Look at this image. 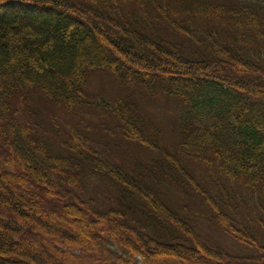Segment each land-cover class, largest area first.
<instances>
[{"label": "trees", "instance_id": "1", "mask_svg": "<svg viewBox=\"0 0 264 264\" xmlns=\"http://www.w3.org/2000/svg\"><path fill=\"white\" fill-rule=\"evenodd\" d=\"M97 71L122 95L90 94ZM135 91L180 105L171 146L142 119ZM89 121L96 133L150 154L133 166L113 161ZM0 165L9 169L0 172L8 179L1 182L7 195L0 191V264H46L27 256L23 239L39 243L34 230L57 211H82L86 223L112 230L84 232L83 241L66 231L44 250L51 264H69L55 260L61 254L85 264H160L161 250L264 264V240L242 216L258 213L264 225V0H0ZM163 182L197 194L211 223L247 253L200 235L191 202L180 198L173 207ZM99 183L115 197L105 207L89 195ZM123 234L153 256L123 243ZM85 242L103 257L83 256Z\"/></svg>", "mask_w": 264, "mask_h": 264}, {"label": "rangeland", "instance_id": "2", "mask_svg": "<svg viewBox=\"0 0 264 264\" xmlns=\"http://www.w3.org/2000/svg\"><path fill=\"white\" fill-rule=\"evenodd\" d=\"M19 10L21 11L22 9ZM94 40L97 43H100L96 37H94ZM126 41L134 49H140L139 44L135 40L128 38L126 39ZM99 45L101 47H104V45ZM87 90L90 94L95 95L96 98L105 99H113L114 97L122 95L121 93H123V91L115 85L109 74L101 71L93 72L90 74L87 84ZM134 95L137 98L142 119L146 120L149 124H151L149 125V127H153L158 130L156 139H160V142L166 147L171 146L175 142V139L178 135L176 124L178 122L177 119L180 113V105L173 100L159 95L156 97L148 98L144 96V94H141L139 91H135ZM40 107L41 109H44L47 106L43 108V106L41 105ZM55 113L57 114V118L68 119V116L64 115V113L62 112L56 111ZM87 116L88 115L86 114V117ZM95 127L96 126L94 125L93 121H89L87 123V129L90 132H95L91 133L92 139H96L99 141L104 140L107 144L109 143L111 145L110 151L113 152V161L119 159L120 162H124L128 166H133L135 162L138 161L141 155L148 156L150 154L149 153L147 155L145 152L142 151V154L140 155L138 153V150H135V148H132L130 145L123 143L117 136L96 133L98 130ZM155 155L156 154H152L153 157ZM4 169L9 170L7 167L0 165V172ZM2 180L7 181L8 179L5 177H0V191L7 195V192L5 190L3 191L1 186ZM202 183L208 188L211 187L210 184H206L204 182ZM10 184H13V186L16 187V190L18 192L17 195H24V191L20 188L18 181L13 180L12 182H10ZM161 185L163 188H165L166 200L170 202L173 207H179L177 201L180 198L188 199L191 202L188 207V215L190 216V218H192L191 222L194 225L196 231L199 232L200 235L204 236L211 244L221 246L223 249L233 253H247V250L241 244L237 243L233 239L232 235H230L226 231L219 230L216 226L211 223L209 219V213L201 208L199 196L197 194L191 193L189 196H185L183 194V191L179 189V187L176 185H170L165 182H163ZM104 188L105 187H102V185L99 183L97 186L93 187L89 192V195L93 196L96 199V202L103 207L107 206L108 204H110V202L115 199L114 195L111 194L108 189ZM7 199L8 201L10 200V198ZM3 204V199L1 197L0 206ZM254 214H251L250 211L249 213H247L246 210L244 214H242V216H250V218L253 220L251 222L254 227L246 224L247 228L249 230L251 227L255 228L259 233L261 239L264 240V225H259L258 220H261V218L259 217L258 213H256L255 215ZM4 215L6 216V219L11 218L13 216V211L7 209L6 207ZM83 216L84 212L82 211L76 214L57 211L52 220V218H50L48 214H45L41 219L44 224V228H37L34 230V235L38 237L39 243L30 237H26L25 239H23V246L27 250V256H30L31 259L34 258L36 260L35 257L36 255H38L40 258L44 259L46 264H51L49 261L46 260L44 250L46 249V251L49 252V246L54 241H57L59 238L62 239L63 234L66 231H69L72 235H76L79 241H83L82 237L83 234H85L84 232L87 233L92 232L94 230L100 231L101 229H106V231L112 230L111 226L108 224H106V226L104 227L101 226L99 223L88 224L85 222ZM246 222L248 224L250 223L248 220H246ZM123 237L125 238V240H123V243L127 242L134 248L145 249L146 251L149 249L146 248L143 243L138 241V239L132 234H123ZM258 239L260 240L259 237ZM101 240L105 239L103 238ZM101 243L102 242L100 241V244ZM39 250L41 251V253L39 252ZM148 251L149 257L151 258L153 255L151 254L150 250ZM160 253L163 257H160L156 260V262L160 264H217L216 262H211V257H209L207 254H204L203 252H195L192 257L173 255L170 254L168 250H161ZM88 254L93 255L97 258L103 257V253L99 247L95 249L93 246L85 242V251L83 253V256H86ZM24 260L28 262L27 257H25ZM55 260L63 263L68 262L69 264H85L84 261L81 262L79 260H73L63 254L55 256Z\"/></svg>", "mask_w": 264, "mask_h": 264}]
</instances>
